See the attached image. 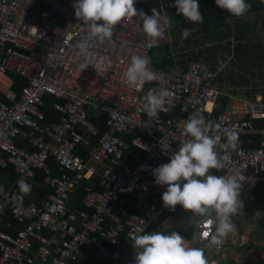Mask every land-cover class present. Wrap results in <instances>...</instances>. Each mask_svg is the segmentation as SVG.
Listing matches in <instances>:
<instances>
[{
  "label": "built area",
  "instance_id": "2783aa9c",
  "mask_svg": "<svg viewBox=\"0 0 264 264\" xmlns=\"http://www.w3.org/2000/svg\"><path fill=\"white\" fill-rule=\"evenodd\" d=\"M145 1L136 0L134 7L140 10ZM74 2L0 0V169L11 168L15 175L13 182L0 181V222L9 213L23 225L16 235L0 230V264H68L85 252L102 264H121L134 237L167 208L161 199L166 186L155 183L152 169L167 163L180 141L191 139L184 132L189 115L199 110L207 120L221 95L227 102L215 134L221 143L224 130L238 138L222 153L229 162L220 175L241 172L243 194L264 184V126L256 125L264 121V99L224 94L203 60L189 61L179 74L154 69L150 51L171 44L170 28L153 40L136 17L124 18L110 41L90 40V64L81 70L85 57L77 45L88 27L75 17ZM133 55L147 57L156 73L142 90L123 82ZM13 76L25 79L18 93ZM160 89L168 92L170 110L149 120L144 96ZM45 98L54 100L51 107L58 112L48 122L41 109ZM93 116L105 117L104 131ZM252 134L258 135V146L248 145ZM127 137L135 150L125 161ZM17 139L27 146L17 145ZM35 171L49 191L39 203L35 197L26 201L18 187ZM209 174L217 175L213 169ZM82 185L85 208L69 209L71 194ZM195 229V243L221 250L224 242L211 243L215 227L209 220L201 218ZM35 243L39 250L33 252Z\"/></svg>",
  "mask_w": 264,
  "mask_h": 264
},
{
  "label": "clouds",
  "instance_id": "9594fccd",
  "mask_svg": "<svg viewBox=\"0 0 264 264\" xmlns=\"http://www.w3.org/2000/svg\"><path fill=\"white\" fill-rule=\"evenodd\" d=\"M135 2L136 0H75V17L88 27L87 37L77 45L85 57V62L80 65L81 70L90 64L89 41H110L115 27L124 18L136 17L138 22H142L143 33L153 40L171 27L172 20L167 12L152 8L151 15H148L135 8ZM215 5L237 18L243 17L251 8L246 0H215ZM172 7L176 8L177 14L193 24L203 23L199 0H174ZM225 22L231 23V17L226 18ZM192 31L194 29H183L182 38L186 39ZM123 77L126 86L142 90L146 82L156 79V73L150 67L147 57L133 55ZM167 97L165 89L147 92L144 107L149 120L158 118L160 111L170 110V106L165 108ZM147 124L149 123L145 122L141 126ZM220 128L219 123L206 120L199 110L190 114L184 122V132L191 139L180 141L178 151L172 153L168 162L152 169L155 183L166 186L161 194L163 205L171 210L180 205L196 216L209 220L215 227L210 238L213 245H220L224 238L235 231L231 218L244 205L241 189L245 176L241 172L227 176L209 174L210 169L220 170L226 166L229 160L222 153L234 147L238 138L235 131L224 130L226 140L221 143L220 135L215 134ZM139 147L147 150L145 145ZM18 187L24 195L31 192V185L26 181H20ZM2 208L0 205V211ZM213 213L214 220L210 219ZM132 245L138 249L134 253L135 264H208L204 250L188 246L185 238L176 231L167 234L160 231L145 232L135 236Z\"/></svg>",
  "mask_w": 264,
  "mask_h": 264
},
{
  "label": "trees",
  "instance_id": "16d2710c",
  "mask_svg": "<svg viewBox=\"0 0 264 264\" xmlns=\"http://www.w3.org/2000/svg\"><path fill=\"white\" fill-rule=\"evenodd\" d=\"M164 7V11L170 16L172 23L170 27L171 44H162L153 48L150 51L152 65L154 69L158 71L173 72L177 69H183L189 61L203 60L208 63V60H217V52L221 50L226 56H232L233 63L236 62V66L239 72L249 73L252 75L262 76L260 86L264 88V41L255 39L257 30V23H260V29L264 30V0H246L247 3L251 4L249 11L240 18L231 16L226 10H222L215 5V0H199L200 11L203 15V23L193 24L182 15L177 14L176 8L172 7L174 0H161ZM160 3L158 0H148L139 4L140 10H143L146 14L151 15V9L157 8L160 11ZM231 17V23H226V18ZM251 17V18H250ZM194 29L191 34L185 39L182 38V30ZM255 31V32H254ZM253 35V38H252ZM258 36V35H257ZM209 64V63H208ZM210 65V64H209ZM211 67V66H210ZM212 72L215 70L211 68ZM255 72V73H253ZM215 78L219 83H228L233 87L242 86L245 87L244 96H250L252 99L255 92L261 91L262 99H264V89L256 90L255 83H252V87H249L248 78L238 77L233 79L228 73H219ZM14 90L18 93L25 83V79L21 77L13 76ZM244 92V90H243ZM231 94H237L236 90L230 91ZM54 100L50 98L44 99V104L41 106L45 115L44 122H48L51 118H55L58 112L52 109L51 104ZM227 102V97L221 95L217 98L215 106L210 117L207 120L216 122L217 117L221 114L224 106ZM93 121L101 128V131L106 129L104 124L105 117L96 118L92 117ZM257 127L264 126V121H257ZM249 146H258V135L252 134ZM129 143L128 149L124 151L123 159L129 160L130 153L135 150V147L130 143V137H127ZM244 143L245 139L242 138ZM17 145L27 146L24 140L17 139ZM50 165L55 167L53 158L47 160ZM213 173L220 175L221 169H213ZM15 179L14 172L11 168L0 169V181L6 180L7 182H13ZM43 175L40 172L35 171L34 177L28 182L31 185V192L28 195H24L26 201H31L33 197L39 203L46 198L49 191L44 188ZM95 182H99L98 177H94ZM85 196L84 188L82 186L76 187L73 194H71L68 208L69 209H84L83 199ZM250 201L253 205L255 204L261 214L264 212V184H259L254 190L243 194L241 193V199ZM248 211V212H247ZM166 209L159 215V218L152 222L150 226L144 231L155 228L161 221L166 217ZM246 215H250V210H246ZM261 221V219H260ZM264 225V220L261 221ZM9 224V227H7ZM258 224V222H257ZM23 228V225L17 223L9 213L0 222V230L9 233L10 235H16L17 230ZM193 226L189 225L185 229L186 235H191ZM39 245L34 244L32 251H38ZM220 252V251H219ZM68 264H102L101 261L95 259L91 253L85 252L83 257L78 258ZM121 264H129L127 260H123Z\"/></svg>",
  "mask_w": 264,
  "mask_h": 264
},
{
  "label": "crops",
  "instance_id": "0c3cea01",
  "mask_svg": "<svg viewBox=\"0 0 264 264\" xmlns=\"http://www.w3.org/2000/svg\"><path fill=\"white\" fill-rule=\"evenodd\" d=\"M259 29H260V23L258 22L257 28L255 29V31L257 30V33H259L258 36L264 34V30L259 31ZM252 38H253V35H252ZM254 38L257 40L256 36H254ZM259 40L264 41L261 39ZM228 58H229V63H230L228 70L224 69L223 71H221V69H219L218 71L214 73L215 76H214L213 84L218 90H220L224 94H231L230 91L236 90L237 92L236 95H239L243 98L250 99V96H244V93L246 90L245 87H242V86L233 87L231 85H228V83L217 82L215 78L218 76L217 74L219 73H228L232 76L233 79H238V77H241V76L242 77L244 76V78L247 77L248 83H250L249 87L252 85V83H255L256 90L264 89V88H261L260 86L262 76L259 75L258 72H257V75L254 74L252 75V77H251V74L247 72L246 73L239 72L236 66V62L233 63L232 61V56H228ZM261 93H262L261 91L253 93L254 97L252 99L257 98V97L262 98ZM242 200L244 201L243 210L242 212H238V214H236V216H238L242 220L236 221L231 218L232 223L235 225V231L233 233H230L226 238L223 239L224 244L220 252L215 251L212 247H205L203 245H199L195 243L194 241L195 234L186 235L185 230L183 231V233L180 234L185 238L186 244L188 246L202 248L204 250V254L208 261V264H264V235H258L254 231L246 234V231H244L250 228L251 225H257V227L259 226L258 228L260 229L258 231L264 232V225H262L260 221L261 218L257 220L255 217H251L250 219H247L245 217L246 216L245 203H247V201H245V198ZM169 211H170L169 208H166L167 215L165 219L161 221L160 223L164 222V224H166L168 222H171L170 219L173 218V216H170ZM250 211L254 212L252 208ZM261 216L262 214H260V210L258 208V217H261ZM201 218L202 217H199V219H196V222H198ZM181 225L183 226V223ZM151 231L152 229L149 230V232ZM136 251H138V249H135L132 247L128 251V253L124 256L125 260H127L129 264H135L134 253Z\"/></svg>",
  "mask_w": 264,
  "mask_h": 264
},
{
  "label": "rangeland",
  "instance_id": "374dc122",
  "mask_svg": "<svg viewBox=\"0 0 264 264\" xmlns=\"http://www.w3.org/2000/svg\"><path fill=\"white\" fill-rule=\"evenodd\" d=\"M257 35H259V33L256 32L255 36L257 37V39L264 40V34H262L260 36H257ZM208 63L210 64L211 68L213 70H215V72L218 71L219 69H221V71H223L224 69L228 70V67L230 66L228 56H226L225 53H222L221 50H218V52H217V60H215V59L208 60ZM171 73L179 74L180 70L177 69ZM236 74H237V72H236ZM245 208H246V210H251V208L254 210L253 213H251L248 216L247 215L245 216L247 219H250L251 217H255L257 220L259 218H261V221L264 220V212H262L261 217H258V207L255 204L252 205L250 203V201H247V203H245ZM169 210H170L169 211L170 216H173V218L170 219L171 222H168L166 224H164V222H162V223L158 224L157 227L153 228L151 232L160 231V232H164L167 234L168 232L176 231L179 234H181L187 228V226L191 225L194 227V229H193L194 232H192V234H195L196 219H199V216H196L192 212L187 211V210L183 209L182 206H178V205L175 206L174 210H171V209H169ZM242 210H243V207L239 212H242ZM260 214H261V212H260ZM232 219H234L236 221L242 220L236 215L232 216ZM182 223H183V226L181 225ZM258 227H257V225H251L250 228H248L247 230H244V231H246V234L254 231L258 235H264V232L258 231V230H260ZM124 259L125 258L123 257L122 261Z\"/></svg>",
  "mask_w": 264,
  "mask_h": 264
}]
</instances>
